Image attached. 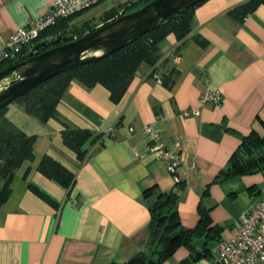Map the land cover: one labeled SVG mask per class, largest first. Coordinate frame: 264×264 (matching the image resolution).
Segmentation results:
<instances>
[{"label": "crops", "instance_id": "obj_1", "mask_svg": "<svg viewBox=\"0 0 264 264\" xmlns=\"http://www.w3.org/2000/svg\"><path fill=\"white\" fill-rule=\"evenodd\" d=\"M248 1L208 0L197 7L190 34L182 41L173 34L163 40L160 61L143 65L118 103L101 85L73 81L57 106L59 118L46 124L17 103L7 108L8 122L36 143L34 161L19 169L0 209V264H125L146 247L151 214L144 193L155 187L178 196L186 229L197 226L203 199L212 208L213 226L224 228L222 240L264 200V171L215 182L245 137L253 131L264 137V6L243 23L230 15ZM51 5L52 0H0V63L11 36ZM154 74L174 84H160ZM215 91L222 104L202 106L201 99ZM188 111L199 115L185 117ZM63 121L94 134L84 160L64 144ZM149 124L163 133L171 151L186 156L177 172L182 186L167 164L150 155L152 139L141 134ZM44 157L75 175L70 190L38 171ZM189 260V249L182 247L163 264H215L212 258Z\"/></svg>", "mask_w": 264, "mask_h": 264}, {"label": "trees", "instance_id": "obj_2", "mask_svg": "<svg viewBox=\"0 0 264 264\" xmlns=\"http://www.w3.org/2000/svg\"><path fill=\"white\" fill-rule=\"evenodd\" d=\"M150 1L152 0L129 1L107 11L101 21L107 25L130 10L139 9ZM207 1H201L170 23L160 26L157 30L110 57L64 73L39 85L16 103L23 106L28 115L46 124L50 119L59 118L57 106L73 81H78L88 88L101 85L110 92L112 102H120L140 68L143 65L154 67L160 61L158 45L163 40L173 34L179 41H182L190 34L195 9ZM260 6H264V0H249L230 11V15L238 22L243 23ZM86 12L59 21L55 26L47 29L34 46L47 39L71 34L67 40L49 48L56 47L96 30L97 27L92 21L85 22L81 27L74 26L72 23L73 20ZM34 46L25 48L17 60L4 59L0 63V72L37 54L34 52ZM161 79L162 84L168 87L174 84L171 78ZM6 111L7 108L0 111V209L12 195V183L19 169L25 163L34 161L36 143L35 136H27L8 122L5 117ZM62 124L64 126L62 132L64 144L77 153L79 160H84L86 157L85 145L94 138V134L88 130L74 127L65 121ZM38 171L66 190H70L75 183V175L50 157L43 158L38 166ZM260 171H264V137L253 131L243 139L239 149L232 155L228 169L222 171L215 182L253 175ZM28 176L29 171L25 173V179ZM178 184L183 185L180 181ZM29 188L41 199L56 207L55 201L46 193L31 184ZM144 199L151 214L148 241L144 251L132 257L125 264H163L182 247L189 249L190 263L212 258V249L222 240L224 228L213 226L210 219L212 208L206 209L203 199L199 205L200 220L193 229H186L182 226L178 211L179 198L173 191L161 192L155 187L144 193Z\"/></svg>", "mask_w": 264, "mask_h": 264}, {"label": "water", "instance_id": "obj_3", "mask_svg": "<svg viewBox=\"0 0 264 264\" xmlns=\"http://www.w3.org/2000/svg\"><path fill=\"white\" fill-rule=\"evenodd\" d=\"M201 1L152 0L71 42L49 48L67 40V34L38 43L37 54L0 72V111L43 83L123 50Z\"/></svg>", "mask_w": 264, "mask_h": 264}, {"label": "built area", "instance_id": "obj_4", "mask_svg": "<svg viewBox=\"0 0 264 264\" xmlns=\"http://www.w3.org/2000/svg\"><path fill=\"white\" fill-rule=\"evenodd\" d=\"M104 1L106 0H52V5L45 15L11 36L6 45L5 59L17 60L24 49L34 46L47 29L55 26L59 21L89 11ZM153 78L158 83H162L160 75L154 74ZM222 101V94L215 91L207 93L201 99V104L202 106L221 105ZM183 115L198 116L199 111H188ZM130 132L133 133L134 130L130 129ZM141 134L152 139L150 155L167 164L168 172L179 182L177 172L185 165L186 156L182 152L171 151L167 147L163 133L155 124L146 125L141 130ZM176 147L179 148V144H176ZM212 259L215 264H264V200L255 202L241 215L229 237L219 241L212 249Z\"/></svg>", "mask_w": 264, "mask_h": 264}, {"label": "rangeland", "instance_id": "obj_5", "mask_svg": "<svg viewBox=\"0 0 264 264\" xmlns=\"http://www.w3.org/2000/svg\"><path fill=\"white\" fill-rule=\"evenodd\" d=\"M129 1H132V0H106L102 2L100 5L87 11L79 18L73 20L72 23L74 24V26H77V27H81L87 21H92L93 24L98 25L99 23L102 22L101 20L107 11L115 7H119L120 5H123ZM129 12H132V10H130Z\"/></svg>", "mask_w": 264, "mask_h": 264}]
</instances>
